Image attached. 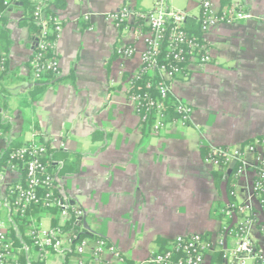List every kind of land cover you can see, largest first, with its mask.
I'll list each match as a JSON object with an SVG mask.
<instances>
[{
	"label": "crops",
	"instance_id": "1",
	"mask_svg": "<svg viewBox=\"0 0 264 264\" xmlns=\"http://www.w3.org/2000/svg\"><path fill=\"white\" fill-rule=\"evenodd\" d=\"M144 1L65 0L56 9L63 22L56 50L66 81L51 85L33 103L27 101L33 44L23 24L24 10L9 8L12 46L0 82L6 99L0 111L9 123L0 135V156L20 137L48 143L61 156L80 154L78 172L56 174L60 192L83 213L86 233L105 238L130 261L170 247L178 236H219L225 221L213 210L216 203H228L227 179L216 184L214 171L221 168L206 161L203 149L239 147L264 136V0H212L218 11L240 9L252 17L220 23L204 33L211 61L190 67L187 77L171 83V96L192 107L191 118L186 124L168 122L159 135L143 130L128 94L129 79L141 68L146 31L133 18L120 29L106 16L123 7L152 11L158 0L151 9L143 7ZM201 2L164 0V7L197 19ZM128 45L138 52L124 59L116 49ZM245 159L252 162L253 156L246 154ZM69 160L56 158L55 169ZM3 173L0 201L7 186L23 178L19 171ZM253 184L252 171L239 176L235 200L252 204L258 224L250 237L264 252V202L254 194ZM0 211L8 217L7 209ZM41 224L52 227L46 216ZM235 245V237H226L227 248ZM65 256L52 252L46 264H64ZM207 264L218 263L209 256Z\"/></svg>",
	"mask_w": 264,
	"mask_h": 264
},
{
	"label": "built area",
	"instance_id": "2",
	"mask_svg": "<svg viewBox=\"0 0 264 264\" xmlns=\"http://www.w3.org/2000/svg\"><path fill=\"white\" fill-rule=\"evenodd\" d=\"M17 0H5V6L15 4ZM36 7L35 17L37 22L43 27L46 32L48 22H53L57 36L63 30V22L56 14L55 16L46 15V10L52 9L51 0H32ZM107 18L112 20L117 26L130 18L139 17L143 19L149 31L142 33L143 49L140 52L141 68L129 79V86L133 79L143 74L152 73L157 70L163 81L159 83L160 98H151L147 94L129 96L130 100L139 114L143 107L147 110H155L156 118L151 131L154 134H161L166 127L164 122L165 100L168 94L171 93V83L179 68L172 64L158 65V48L164 38H168L169 54L172 59L182 61L187 58L189 67L203 66L210 62L211 55L209 46L204 38V33L212 27L220 23H231L243 21L251 18V14L240 9H230L228 11H218L212 0H202L200 20L203 38L199 41L194 36H189L182 26L189 17L186 12L169 10L164 7V0H158L152 11L148 13H139L132 11L129 7H123L119 11L108 13ZM32 52L35 47L44 49L46 44L43 42H32ZM35 46V47H34ZM117 54L124 58L134 57L138 49L135 45L118 47ZM169 57V56H168ZM6 57H0V72L4 70ZM36 66V71L32 74V81L37 79L42 70L39 57L36 55L32 61ZM55 71L60 68L59 60L50 63ZM164 100V101H162ZM175 110L181 114L180 122L186 124L190 120L193 109L192 107L176 99L173 102ZM142 118H145L142 117ZM141 118V119H142ZM2 134V132H0ZM47 149L40 144L38 140L31 139L29 143H24L19 148L10 153L9 170L15 169L13 161L26 159V185L19 182L8 185L4 194L1 197V205L5 207L11 214H25L29 206L38 203L40 200L37 188L40 185H52L57 181L56 174H47L45 177L40 175L46 171L45 166L41 161V156ZM253 156V161L249 162L245 159V155ZM206 161L214 166L231 168L235 163H238L235 176L238 178L247 171L254 173L253 191L261 202H264V138L255 139L248 143L245 147H230L218 146L211 147L206 155ZM4 173L0 172V179H4ZM236 183L233 184L232 195L235 196ZM52 194V193H51ZM57 204L61 208V219L66 220L70 212L73 211L77 217L78 225H81V217L83 213L77 209L71 198L65 194L56 198L49 205ZM226 214L236 220V230H230L225 227L223 232L217 237L204 238L203 234H191L178 236L174 239L172 250L165 253H154L141 261H130L119 249L110 244L105 238L92 240L90 237H84L79 243L74 245V252L77 258L74 264H207L208 257L216 249L223 250L224 261L218 264H264V252L260 251L255 242L250 237L251 228L258 224V220L253 212L251 203H229ZM239 216H242L241 218ZM240 218V219H239ZM239 219V220H238ZM12 217L8 219H0V264H31L34 259L39 264H46L48 256L55 252L64 257L68 251L72 249V245L76 235L71 232H65L59 227H44L42 224L36 226L28 224L26 226V235L30 237L31 242L27 243L21 240L20 249H16L13 238L11 237L10 227ZM236 239L235 248L229 249L226 247V237L232 235ZM24 251L26 254V262L21 261L20 254ZM175 252H181L176 258Z\"/></svg>",
	"mask_w": 264,
	"mask_h": 264
},
{
	"label": "trees",
	"instance_id": "3",
	"mask_svg": "<svg viewBox=\"0 0 264 264\" xmlns=\"http://www.w3.org/2000/svg\"><path fill=\"white\" fill-rule=\"evenodd\" d=\"M5 0H0V57L4 56L6 57V61L4 64V70L0 72V82L3 79V77L6 75L8 71V55L10 52V48L12 46V38L10 34V29L8 27V16L6 11L13 7V6H20L21 9L24 10L25 19L23 20V24L27 26L29 30V36L31 42L39 43L43 42L46 44V47L44 49H40L39 47H35L34 51L31 54V57L29 59V67H30V82L32 84L31 89L27 92V101L29 103H33L35 101H38L43 93L46 91L48 87L55 83H59L61 81H66L63 77L60 76V68L58 71H55L53 67H50V63H52L55 60H59L57 50H56V43L58 40L57 33L55 31V25L53 22H48L46 26V32L43 31V27L37 22L35 17V11L36 7L32 0H17V2L11 6H5L4 5ZM51 4L53 6L52 9L46 10V15L48 16H55L56 9H61L65 6V0H51ZM134 12L139 13H148V10L145 9H138L137 6L134 8H130ZM137 27L142 29L143 31H149L150 28L147 26L146 22L139 18L135 17L133 18ZM129 20H126L118 25L120 29H123ZM182 29L187 32L189 36L196 37L199 41L203 38V31L201 29L200 20L194 17L189 16L186 21L184 22ZM170 52L168 47V38H164L161 45L158 48V65L163 64H172L176 65L179 68V71L175 75V77L172 80L167 81L168 84L172 83V81L187 77L190 72L189 67V61L186 59L182 61H176L172 59V55H168ZM38 56L40 59L42 70L40 72V75L37 79L32 81V74L34 71H36V66L33 65L32 61L35 58V56ZM169 56V57H168ZM211 61V60H210ZM68 81L72 82L74 81L73 76H71ZM163 81V78L159 74L157 70L152 71V73H146L139 77H136L133 79L132 84L128 88V94L129 96L133 95H143L146 94L151 98H160L159 93V83ZM5 98L2 92L0 91V110L5 106ZM164 101V100H162ZM176 101L171 96V93L168 94V97L166 98L165 102V110H164V122H173L175 120H179L181 118V114H179L175 108L173 107V102ZM140 117L142 118V125L143 130L150 131L152 129V126L155 122V116L156 112L155 110H147L146 107H143L141 111L139 112ZM189 120L186 122L188 123ZM9 129V123L5 121L2 117V113L0 111V132L5 133ZM35 130H38L37 127H34ZM1 135V134H0ZM264 136H258L249 140H246L243 142L240 147H245L248 143L253 142L255 139H262ZM30 140H26L23 138H15L13 139L9 146L2 152L0 156V172H3V170L8 169L9 161H10V153L14 151L15 149L19 148L24 143H29ZM40 144L44 145L47 149L46 152H44L41 156V161L43 165L46 168V171L42 173L40 176L43 178L45 175L51 173V174H61V173H76L80 170L82 157L78 153H72L71 155L63 154V156L70 157L71 160L66 161L64 166L57 171L55 169V160L56 158H61L62 152L57 151L56 149L52 148L48 143H44L43 141H39ZM209 153V149H203V155H207ZM15 164V169L13 171H19L22 173V180L18 181L22 185H26V159L20 160V161H13ZM221 169L219 171H214V176L216 179V184L219 185L222 179H227V191H228V203L221 204L216 203L213 214L221 220H224V227H222V231L225 227H229L231 230H236L238 226H236V220L234 218H231L226 214L228 210V204L229 203H235V196L232 195V192L234 190L233 184L236 183L237 177L235 176L236 170L238 168V163H235L231 168H227L225 166L220 167ZM230 171V172H229ZM16 183V182H14ZM11 183V184H14ZM9 184V185H11ZM8 190V188H7ZM40 200L38 203H34L29 206L28 210L25 212V214L21 215L18 213L17 215L11 214L9 211H7L8 216L12 217V223L10 230H11V237L13 238L14 244L16 249H20L21 247V240L30 243V237L26 235V226L28 224H34L36 226H39L41 224V220L46 216L51 219V225L52 227H59L65 232H71L72 234L76 235V238L74 239L72 249L67 252L64 260V264H74V260L77 258V254L74 252V245L80 242L81 239L84 237H90L92 240L99 239V236H94L86 233L81 225H78L77 217L75 216V213L73 211L70 212L69 217L64 221L61 219V208L59 205H49L50 202L55 200L58 197H61L62 193L60 192L59 186L57 184V181H54L52 185H40L37 188ZM52 193V194H51ZM6 209L2 205H0V210ZM1 214V211H0ZM240 218L242 216H239ZM0 219L3 218L0 215ZM5 219H8L5 218ZM261 225V224H260ZM204 238H209L210 236L207 234H203ZM230 236V235H229ZM233 236V234H232ZM174 240H172L171 246L167 247L157 253H165L167 251L172 250L171 247L173 245ZM223 250L222 249H216L214 252L210 254V257L212 258V262L222 263L224 261L223 258ZM175 257L177 258L178 255H181V252H175ZM21 261L23 263L26 262V254L24 251L20 254ZM31 264H39L34 259H32Z\"/></svg>",
	"mask_w": 264,
	"mask_h": 264
},
{
	"label": "rangeland",
	"instance_id": "4",
	"mask_svg": "<svg viewBox=\"0 0 264 264\" xmlns=\"http://www.w3.org/2000/svg\"><path fill=\"white\" fill-rule=\"evenodd\" d=\"M143 7L146 8V9H151L154 5V0H145L143 3H142ZM2 217L5 218V213L4 211H2Z\"/></svg>",
	"mask_w": 264,
	"mask_h": 264
},
{
	"label": "water",
	"instance_id": "5",
	"mask_svg": "<svg viewBox=\"0 0 264 264\" xmlns=\"http://www.w3.org/2000/svg\"><path fill=\"white\" fill-rule=\"evenodd\" d=\"M230 172V171H229Z\"/></svg>",
	"mask_w": 264,
	"mask_h": 264
}]
</instances>
